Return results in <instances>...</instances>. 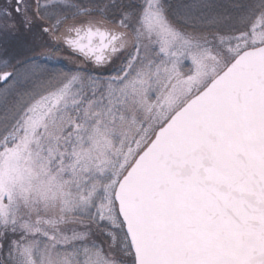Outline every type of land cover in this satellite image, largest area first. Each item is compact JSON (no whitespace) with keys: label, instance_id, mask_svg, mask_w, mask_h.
<instances>
[{"label":"snow or ice","instance_id":"obj_1","mask_svg":"<svg viewBox=\"0 0 264 264\" xmlns=\"http://www.w3.org/2000/svg\"><path fill=\"white\" fill-rule=\"evenodd\" d=\"M0 264H264V0H0Z\"/></svg>","mask_w":264,"mask_h":264}]
</instances>
